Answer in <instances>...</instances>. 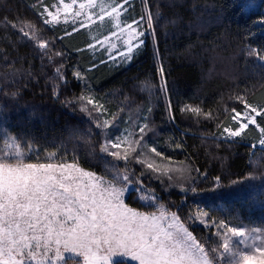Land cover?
<instances>
[{
    "label": "snow or ice",
    "instance_id": "obj_1",
    "mask_svg": "<svg viewBox=\"0 0 264 264\" xmlns=\"http://www.w3.org/2000/svg\"><path fill=\"white\" fill-rule=\"evenodd\" d=\"M140 4L138 17L132 15L135 0H54L51 4L35 0L32 7L43 26H63L60 40L107 21L109 34L103 39L92 37L86 48L77 51L91 52L93 57L103 52L108 60L100 63L127 65L143 51L149 36L154 48L157 44L158 6L154 12L150 0H140ZM259 22L264 24V17ZM4 26L30 41L38 55L55 65L56 80L68 83L63 71L65 53L56 50L55 40L38 35L40 26L6 17ZM155 54L158 56V49ZM247 55L258 62L254 66L264 68V49L248 47ZM95 67L98 65L88 71ZM156 71L158 85L145 80L141 87L149 95L163 93L167 117L174 122L163 63L158 61ZM72 76L85 83L87 92L61 99L60 83H56L52 96L87 117L86 130H73L69 139L82 142L85 156L102 164L103 174L82 166L75 145L69 149L60 141L52 148H42L38 142L0 127V264H264V227L218 218L199 204L182 215L179 207L164 204L146 182L167 181L166 187H177L186 194L244 185L235 194L246 197L254 188L246 182L264 179V171L249 172L227 183L217 175L211 178L210 188L198 190L197 181L208 179L207 170L197 167L191 156L176 160L150 143L146 137L155 129L148 116L142 123L129 116L121 129L117 121L125 108L110 111L92 93L79 68ZM4 95L16 98L18 92ZM229 100L239 107L216 111L185 103L179 111L197 122H216L218 131L210 139L217 148L220 142L231 147L254 133L250 149H264V94L260 102H254L245 89L230 95ZM147 111L150 114L152 109ZM169 147L184 148L180 142ZM259 167L264 169V163ZM130 196H136L141 207L129 204ZM258 202L264 207V199ZM195 225L207 233L198 236Z\"/></svg>",
    "mask_w": 264,
    "mask_h": 264
},
{
    "label": "trees",
    "instance_id": "obj_2",
    "mask_svg": "<svg viewBox=\"0 0 264 264\" xmlns=\"http://www.w3.org/2000/svg\"><path fill=\"white\" fill-rule=\"evenodd\" d=\"M53 2L45 0L48 4ZM34 3L35 0H0V84L3 85L0 88V127L6 126L24 140L36 141L42 148H52L60 141L69 149L75 145L82 166L103 174V165L85 156L87 149L82 142L69 139L73 130H86L87 117L52 96L56 83H60L61 99L87 92L85 83L72 76V71L79 68L85 73L92 93L105 102L110 111L125 108L117 121L121 129L127 126L129 116L141 123L142 118L148 116L155 129L146 137L150 138V143L176 160L191 156L197 167L207 170L208 179L197 181L198 190L210 188L211 178L217 175L227 183L249 172L264 171L259 167L264 163V149H250V144L255 142L254 133L248 140L231 147L220 142L217 148L210 139L211 134L218 131L216 122H197L179 111L185 103L216 111L226 106L239 107L229 96L245 89L251 101L260 102L264 94L261 86L264 85V68L254 66L258 62L247 55V49H264V24L259 22L264 17V0H251V8L249 0H150L152 10L156 12L158 6L160 13L156 20L157 44L154 48L149 36L143 51L127 65L112 61L100 63L108 60L103 52L93 57L91 52L77 51L86 48L92 37L103 39L108 35L111 25L107 21L90 31L82 29L60 40L58 37L64 35L63 26L56 29L43 26L32 7ZM141 10L140 0H135L132 15L138 17ZM5 17L14 22L19 19L37 24L42 28L38 35L55 40L56 50L65 53L63 71L67 84L56 80L55 65L38 55L30 41L4 26ZM158 61L165 67L174 122L167 117L163 93L149 95L141 87L145 80L158 85ZM94 64L98 67L88 71ZM13 73H17L14 78ZM5 92H18V96L12 98L4 95ZM126 97L129 99L125 100ZM148 108L152 109L150 114ZM227 122L225 119L224 123ZM176 142L182 143L184 148L169 147ZM146 182L164 204L173 209L179 207L182 215L199 204L218 218L228 217L244 226L264 227V207L258 202L264 199L261 179L246 182L254 186L246 197L235 194L244 185L186 194L177 187H166L167 181L165 184L156 179ZM127 202L141 207L136 196L128 197ZM194 227L198 236L207 233L200 225Z\"/></svg>",
    "mask_w": 264,
    "mask_h": 264
},
{
    "label": "rangeland",
    "instance_id": "obj_3",
    "mask_svg": "<svg viewBox=\"0 0 264 264\" xmlns=\"http://www.w3.org/2000/svg\"><path fill=\"white\" fill-rule=\"evenodd\" d=\"M105 24V23H104ZM132 117H134V115H132ZM111 131V130H110ZM261 181H263L264 182V180L263 179H261ZM255 182V181H254Z\"/></svg>",
    "mask_w": 264,
    "mask_h": 264
}]
</instances>
